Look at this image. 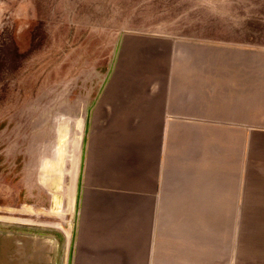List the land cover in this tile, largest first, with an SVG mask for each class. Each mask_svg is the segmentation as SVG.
<instances>
[{
	"label": "crops",
	"instance_id": "0c3cea01",
	"mask_svg": "<svg viewBox=\"0 0 264 264\" xmlns=\"http://www.w3.org/2000/svg\"><path fill=\"white\" fill-rule=\"evenodd\" d=\"M82 65L20 145L0 264H264V48L129 31Z\"/></svg>",
	"mask_w": 264,
	"mask_h": 264
},
{
	"label": "rangeland",
	"instance_id": "374dc122",
	"mask_svg": "<svg viewBox=\"0 0 264 264\" xmlns=\"http://www.w3.org/2000/svg\"><path fill=\"white\" fill-rule=\"evenodd\" d=\"M129 31L264 48V0H0V232L19 230V150L45 128L37 106Z\"/></svg>",
	"mask_w": 264,
	"mask_h": 264
},
{
	"label": "bare ground",
	"instance_id": "6f19581e",
	"mask_svg": "<svg viewBox=\"0 0 264 264\" xmlns=\"http://www.w3.org/2000/svg\"><path fill=\"white\" fill-rule=\"evenodd\" d=\"M13 259V261H14V259L17 261L18 260V258H12ZM15 262V261H14Z\"/></svg>",
	"mask_w": 264,
	"mask_h": 264
}]
</instances>
